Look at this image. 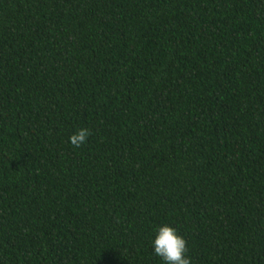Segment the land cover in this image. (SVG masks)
I'll list each match as a JSON object with an SVG mask.
<instances>
[{"label": "trees", "instance_id": "16d2710c", "mask_svg": "<svg viewBox=\"0 0 264 264\" xmlns=\"http://www.w3.org/2000/svg\"><path fill=\"white\" fill-rule=\"evenodd\" d=\"M165 225L264 264V0H0V264H164Z\"/></svg>", "mask_w": 264, "mask_h": 264}, {"label": "clouds", "instance_id": "9594fccd", "mask_svg": "<svg viewBox=\"0 0 264 264\" xmlns=\"http://www.w3.org/2000/svg\"><path fill=\"white\" fill-rule=\"evenodd\" d=\"M90 134L89 129L81 128L69 137V141L73 147L79 148L86 143ZM153 248L154 254L162 258L164 264H191L187 255V241L173 227L165 225L158 229Z\"/></svg>", "mask_w": 264, "mask_h": 264}]
</instances>
